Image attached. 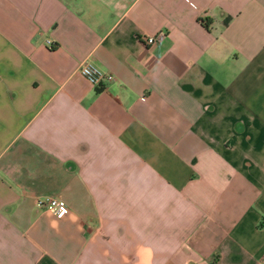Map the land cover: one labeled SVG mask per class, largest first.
I'll return each instance as SVG.
<instances>
[{
  "label": "crops",
  "instance_id": "crops-1",
  "mask_svg": "<svg viewBox=\"0 0 264 264\" xmlns=\"http://www.w3.org/2000/svg\"><path fill=\"white\" fill-rule=\"evenodd\" d=\"M0 264H264V0H0Z\"/></svg>",
  "mask_w": 264,
  "mask_h": 264
},
{
  "label": "built area",
  "instance_id": "built-area-1",
  "mask_svg": "<svg viewBox=\"0 0 264 264\" xmlns=\"http://www.w3.org/2000/svg\"><path fill=\"white\" fill-rule=\"evenodd\" d=\"M145 43L151 44L155 41L154 35L141 36ZM50 45L51 40L46 39ZM78 70L80 74L93 85H100L110 82L114 79L111 71L105 70L88 59L81 61ZM36 206L51 211L57 217H63L67 213L66 201L58 196H38L35 199Z\"/></svg>",
  "mask_w": 264,
  "mask_h": 264
},
{
  "label": "trees",
  "instance_id": "trees-1",
  "mask_svg": "<svg viewBox=\"0 0 264 264\" xmlns=\"http://www.w3.org/2000/svg\"><path fill=\"white\" fill-rule=\"evenodd\" d=\"M228 19H229V16L227 15V16L225 17V19H224V22H227ZM203 23H204V25H208V24H209V22L206 21V20H205V21L203 20Z\"/></svg>",
  "mask_w": 264,
  "mask_h": 264
}]
</instances>
